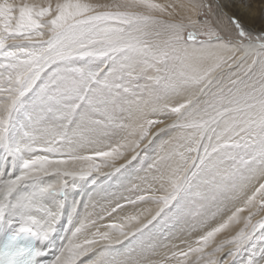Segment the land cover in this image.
<instances>
[{"label": "snow or ice", "instance_id": "6c2138e0", "mask_svg": "<svg viewBox=\"0 0 264 264\" xmlns=\"http://www.w3.org/2000/svg\"><path fill=\"white\" fill-rule=\"evenodd\" d=\"M0 0V264H264V0Z\"/></svg>", "mask_w": 264, "mask_h": 264}, {"label": "rangeland", "instance_id": "374dc122", "mask_svg": "<svg viewBox=\"0 0 264 264\" xmlns=\"http://www.w3.org/2000/svg\"><path fill=\"white\" fill-rule=\"evenodd\" d=\"M229 2L231 1L233 3V0H228ZM17 2H19V0H17ZM227 2V1H226ZM229 9H231L232 11H237V8H235L233 6V4H231V6H229Z\"/></svg>", "mask_w": 264, "mask_h": 264}, {"label": "bare ground", "instance_id": "6f19581e", "mask_svg": "<svg viewBox=\"0 0 264 264\" xmlns=\"http://www.w3.org/2000/svg\"><path fill=\"white\" fill-rule=\"evenodd\" d=\"M227 1V2H226ZM224 2L226 3V4H228V6H231V4H233L231 1L229 2L228 0H224ZM262 182H264V181H262Z\"/></svg>", "mask_w": 264, "mask_h": 264}]
</instances>
